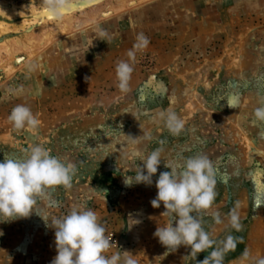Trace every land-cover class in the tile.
<instances>
[{
	"label": "rangeland",
	"instance_id": "374dc122",
	"mask_svg": "<svg viewBox=\"0 0 264 264\" xmlns=\"http://www.w3.org/2000/svg\"><path fill=\"white\" fill-rule=\"evenodd\" d=\"M108 1L118 7L104 8L98 20L49 45L40 70L20 52L11 74L0 68V161L4 155L23 158L39 144L73 165L70 187L46 188L35 208L49 222L76 205L93 209L112 242L106 255L129 251L137 264H197L208 252L195 260L190 248L170 252L153 236L169 218L160 216L163 204L153 208L150 200L159 173L170 171L164 160L180 164L204 154L213 164L214 210L223 217L236 208L242 224L237 232L203 217L212 239L229 232L239 238L223 264H242L246 249L252 258H264V122L253 119L264 103V0H71L60 14L77 16V4ZM22 4L39 9L46 27L60 18L41 0H0V24L20 29L31 13L10 18L3 12ZM140 33L150 43L137 52L130 90L122 92L116 64L128 59ZM4 35L0 45L18 33ZM17 104L31 108L37 129L12 127L8 115ZM169 108L184 122L176 136L155 123L156 114ZM144 131L151 141L128 137ZM155 148L164 160L153 185H126L142 166L136 150L146 155ZM35 208L26 218L0 223V264H50L57 254L55 230Z\"/></svg>",
	"mask_w": 264,
	"mask_h": 264
},
{
	"label": "clouds",
	"instance_id": "9594fccd",
	"mask_svg": "<svg viewBox=\"0 0 264 264\" xmlns=\"http://www.w3.org/2000/svg\"><path fill=\"white\" fill-rule=\"evenodd\" d=\"M70 2L71 0H41L45 11L53 17H59ZM104 35L106 34L101 32V36ZM149 43L147 36L138 34L133 48L126 53L128 59L117 62V87L122 92L130 90L129 82L137 52L143 51ZM253 119L264 122V103L254 110ZM8 120L16 130L32 132L38 128L35 114L25 104L14 106ZM155 123H163L173 136L179 135L184 129L183 120L171 108L159 111ZM128 137L132 143H137L138 139H153L150 131H144L142 136L135 138ZM136 151L143 155L140 160L142 166L136 165L134 177H127L125 184L135 182L152 186L153 176L163 158L162 149L155 148L146 155ZM164 167L170 171L159 173L155 180L157 194L150 200V204L153 208H160L163 204L164 211L160 216L169 219L165 226L156 227L153 236L170 252L181 246L190 248L189 255L195 260L199 253L208 252L197 264H223L226 254L235 250L239 238L229 232L223 239H212L205 228L203 217L210 215L217 225L227 222V226L237 232L242 230V224L236 208L223 217L219 211L214 210L216 181L212 161L204 154H197L186 158L180 164L164 160ZM73 172V165L51 155L48 149L39 144L26 149L23 158L4 155L3 161H0V223L28 217L37 205V197L43 194L46 188L57 185L70 187ZM36 211L40 214L37 209ZM41 216L46 226L55 230L57 254L50 264H137L129 251L106 255L112 247V242L105 235L106 228L100 223L93 209L76 205L66 215L54 218L51 222L47 217ZM3 234V231H0V236ZM240 260L242 264H264V258H252L247 249L242 253Z\"/></svg>",
	"mask_w": 264,
	"mask_h": 264
},
{
	"label": "bare ground",
	"instance_id": "6f19581e",
	"mask_svg": "<svg viewBox=\"0 0 264 264\" xmlns=\"http://www.w3.org/2000/svg\"><path fill=\"white\" fill-rule=\"evenodd\" d=\"M89 4L75 5V7L79 9V13L77 14V16H67V13L60 14L61 16H59V19L48 24L49 27H46L45 23L41 22V19L43 18L39 17V9L37 10V8H35L32 12V8L27 4H22L19 7L12 5L10 7V10H8V13L3 12L8 17L13 18L17 17L18 15L24 16L30 13L33 17H30L28 20L22 21L20 29H13L18 33L17 36L9 35L4 37V40L0 45V68H3L5 70L4 72L11 74L15 69L16 55L20 52L25 54V56L27 57V61L32 60L33 64L31 62L30 65L33 66V68H35L36 70H40L41 67H43V63L45 61L44 51L49 45H51L55 41H59V39H61V37L63 36L72 34L75 29L87 27V25H90L98 20L102 16L104 8L118 7L117 3L116 6L113 2L110 1H108L105 6L92 7V4ZM84 6H88L87 9L84 8ZM35 11L36 13H34ZM37 23L38 27L35 28V25H37ZM13 30H11L7 25L0 24V34L6 35ZM2 54L3 58L1 57Z\"/></svg>",
	"mask_w": 264,
	"mask_h": 264
},
{
	"label": "snow or ice",
	"instance_id": "6c2138e0",
	"mask_svg": "<svg viewBox=\"0 0 264 264\" xmlns=\"http://www.w3.org/2000/svg\"><path fill=\"white\" fill-rule=\"evenodd\" d=\"M47 15V13H45Z\"/></svg>",
	"mask_w": 264,
	"mask_h": 264
}]
</instances>
